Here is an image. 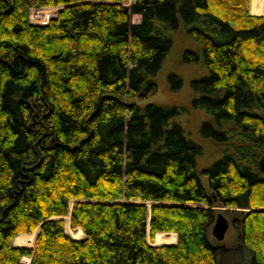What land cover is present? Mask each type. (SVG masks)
I'll list each match as a JSON object with an SVG mask.
<instances>
[{"label": "trees", "instance_id": "trees-1", "mask_svg": "<svg viewBox=\"0 0 264 264\" xmlns=\"http://www.w3.org/2000/svg\"><path fill=\"white\" fill-rule=\"evenodd\" d=\"M125 1L0 0V264H225L233 250L228 264H264V15L249 0ZM40 6L60 8L32 22ZM180 29L181 63L204 67L199 135L225 145L205 165L183 105L136 100ZM218 208L237 246L213 247ZM168 231L172 244L147 241Z\"/></svg>", "mask_w": 264, "mask_h": 264}, {"label": "rangeland", "instance_id": "rangeland-1", "mask_svg": "<svg viewBox=\"0 0 264 264\" xmlns=\"http://www.w3.org/2000/svg\"><path fill=\"white\" fill-rule=\"evenodd\" d=\"M132 1L133 0H126L124 3L125 5L129 6ZM261 1L264 4V0H261ZM59 8L60 7L58 6L56 7L55 6L54 7L52 6L35 7V9H31L29 18L32 22L46 23L51 16L56 14ZM248 12L253 15H264V7L262 11L260 12H252L250 10V0H249ZM130 19L132 22L139 21L140 15L130 13ZM172 37H173V45L170 50V53L167 56L166 60L163 63L162 68L160 69V71L158 72L156 76L157 87H158L157 91L155 92V94L150 95L149 97L145 99H136V100L143 104L147 102H161V103H167V104L183 105L185 107V110L183 111L182 114L177 116L175 120H178L183 125L186 136H190L191 138H193L194 140L198 141L199 143L203 145L204 152L199 158V163L200 165H205L211 162L212 160H214L215 158H217L221 154V152H223L225 145L215 144L211 140L202 138L199 135L198 125L200 124L201 121L208 119L209 116L202 109H193L190 107L191 98L194 94L193 93L194 91L192 90L191 85H190V80L193 77H198L200 74H202L204 72V67L200 64H196V65L182 64L180 61L181 52L183 48L192 46V41L188 37H186L185 32L182 29L176 32H173ZM169 71H174L178 73L180 76H182V79H183L182 86L180 89L176 91L170 90L169 88V84L166 79L167 73ZM72 202L73 200L70 201V205L72 204ZM147 204L150 205L149 202ZM218 212L222 213L228 219L230 225L225 233L224 238L221 241H217L211 234L212 224H210L209 229H208V237L210 241L213 244L216 242H221L225 246H231V247L237 246V244L234 245V242L239 241L237 238L239 226H233V223L231 222L232 215L230 214V212L225 211L222 208H218L217 211H215V214ZM66 218H68L67 225H69V216L68 215L64 216L63 217L64 230L68 235L72 237L66 225L67 223L65 220ZM76 231L80 234H78L77 237L75 238L83 237V233H81L82 231L80 229H77ZM155 233L153 234L152 237H150L149 232L147 233V241L152 245L172 244L174 241V235L176 237L175 240H177L176 233L172 231H168L166 232L168 233L166 239H163V240L157 239V241H155L154 239ZM33 234H34V231H33ZM171 235L173 236L172 241L169 240V237H171ZM33 244H34V235H33L32 243L30 245H27L26 247H31L33 246ZM238 256L239 254L236 250H233L231 253L226 254L225 261H224L225 264L231 263L232 261H237Z\"/></svg>", "mask_w": 264, "mask_h": 264}, {"label": "water", "instance_id": "water-1", "mask_svg": "<svg viewBox=\"0 0 264 264\" xmlns=\"http://www.w3.org/2000/svg\"><path fill=\"white\" fill-rule=\"evenodd\" d=\"M257 165H258V168L260 169V171H262L264 173V155H262L258 159ZM211 224H212V226H211L212 236L217 241H221L224 238L225 233H226V231L230 225L228 219L222 213L218 212L215 215H213ZM39 227H40V225H38V227H36V229L34 230V236L37 233V230ZM222 245H224V244L221 242H218L216 244H213V247L222 246Z\"/></svg>", "mask_w": 264, "mask_h": 264}, {"label": "bare ground", "instance_id": "bare-ground-1", "mask_svg": "<svg viewBox=\"0 0 264 264\" xmlns=\"http://www.w3.org/2000/svg\"><path fill=\"white\" fill-rule=\"evenodd\" d=\"M81 231H82V230H81ZM79 232H80V231H79ZM69 233H70V234L72 235V237H74V238L77 237L78 234H80V233H78L77 231H75L74 228H73V229H70V230H69ZM81 233H83V231H82ZM157 234H159V233H156L155 238H154L155 241H157V239H158V240L166 239V237H167V235H168V233H161V234H159V235H157ZM159 236L164 237V238H159ZM175 238H176V237H175ZM155 241H154V242H155ZM155 243H156V242H155ZM169 243H171V242H169Z\"/></svg>", "mask_w": 264, "mask_h": 264}]
</instances>
